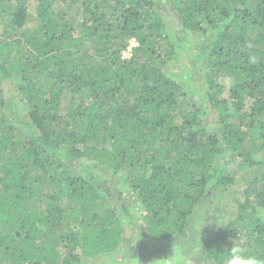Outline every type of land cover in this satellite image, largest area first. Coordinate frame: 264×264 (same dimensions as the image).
Returning a JSON list of instances; mask_svg holds the SVG:
<instances>
[{
    "label": "trees",
    "instance_id": "16d2710c",
    "mask_svg": "<svg viewBox=\"0 0 264 264\" xmlns=\"http://www.w3.org/2000/svg\"><path fill=\"white\" fill-rule=\"evenodd\" d=\"M30 1L0 0V264H119L126 227L174 261L264 260V0H164L180 45L160 0Z\"/></svg>",
    "mask_w": 264,
    "mask_h": 264
},
{
    "label": "rangeland",
    "instance_id": "374dc122",
    "mask_svg": "<svg viewBox=\"0 0 264 264\" xmlns=\"http://www.w3.org/2000/svg\"><path fill=\"white\" fill-rule=\"evenodd\" d=\"M161 7L158 6V11L160 12L162 18L168 23V31H170L173 34V43H177L180 45V37L183 36L182 33L178 31L177 26V18L169 11V6L164 0H160ZM159 4V5H160ZM27 9L29 11H32L35 3L34 1H30L27 3ZM196 38L197 40H195ZM194 38H190L191 42L186 43L185 47L188 49L190 48L192 54H195L199 47L203 44L207 45V41H204V39L200 38L199 35L195 36ZM184 40V36L182 38ZM135 42H130V47L122 54L123 58H128L130 56V49L131 47L135 46ZM175 44L176 51H181V48L179 49L178 45ZM199 46V47H198ZM163 54L165 52L163 51ZM192 56V55H191ZM182 59V58H181ZM185 62L188 63L186 60ZM178 61H174L173 67L178 66ZM221 84L225 87V92L222 94L223 97L227 96V91L229 89V86L231 84V80L228 79H222ZM215 118V114H212L211 119L213 120ZM208 127L212 126L215 127L213 124L208 123ZM228 161V157L223 159V161ZM235 167H231V169H234ZM256 170L251 169H244L243 171H240L237 174V182L236 186H234L232 189H229L227 191H215V195L213 198H211L208 202L203 204V207L199 208V211L201 210V219L202 222L200 223V226L197 225L194 232L188 233V243L192 244L194 241H197L201 238H205L207 235L206 233L211 230V223L213 219L211 218L215 215H223V214H229L231 210L233 209V205L231 203V198L235 197L240 192V185L242 182H244L247 179H250L252 175L255 174ZM232 205V206H231ZM137 230H132L126 227V230L124 232V237L127 239L125 243L122 244L121 247V254L122 259L120 260L119 264H196V263H184V261H174L170 257V250L168 249V244L163 242H154V241H145V244H143V247L140 246V244L136 245L135 242H138V233H134ZM138 232V231H137ZM214 240V236H213ZM137 248V249H135ZM144 251V252H142ZM137 256L138 262L134 261V257ZM139 256V257H138ZM112 264V263H111Z\"/></svg>",
    "mask_w": 264,
    "mask_h": 264
},
{
    "label": "clouds",
    "instance_id": "9594fccd",
    "mask_svg": "<svg viewBox=\"0 0 264 264\" xmlns=\"http://www.w3.org/2000/svg\"><path fill=\"white\" fill-rule=\"evenodd\" d=\"M225 264H264V260L248 254L247 249L237 243L229 248Z\"/></svg>",
    "mask_w": 264,
    "mask_h": 264
}]
</instances>
